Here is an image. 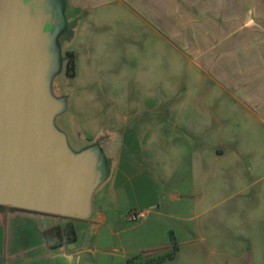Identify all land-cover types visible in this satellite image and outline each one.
I'll use <instances>...</instances> for the list:
<instances>
[{
  "label": "rangeland",
  "instance_id": "1",
  "mask_svg": "<svg viewBox=\"0 0 264 264\" xmlns=\"http://www.w3.org/2000/svg\"><path fill=\"white\" fill-rule=\"evenodd\" d=\"M124 2L107 0L89 8L96 21L77 45L84 63L74 62L73 76L66 72L65 35L56 44L59 58L48 66L53 84L71 94L56 118L71 146L89 144L71 132L74 124L89 139L97 131L115 130L118 174L133 176L138 188L112 190L111 178L94 193L93 216L110 197L117 220L131 226L144 218L129 215L152 202L147 219L166 224L181 247L171 264H256L250 244L255 222L245 212V192L233 195L225 187L234 157L227 87H216L214 69L199 68L187 53L142 52L134 35L141 29L134 25L138 16ZM79 222L72 219L74 227ZM170 250H144L132 262L142 264Z\"/></svg>",
  "mask_w": 264,
  "mask_h": 264
},
{
  "label": "crops",
  "instance_id": "2",
  "mask_svg": "<svg viewBox=\"0 0 264 264\" xmlns=\"http://www.w3.org/2000/svg\"><path fill=\"white\" fill-rule=\"evenodd\" d=\"M106 1L65 0L71 20L60 37L67 36L68 51L74 52L76 66L84 63V54L79 53L77 45L90 22L96 21L88 10ZM123 1L138 16L134 25L141 29L134 35L142 52L187 53L199 68L214 69L216 87H227V116L234 134L229 142L234 157L230 159L225 187L233 195L245 192V212L255 222L251 227V236L256 235L250 242L251 252L256 264H264V0ZM122 9L128 10L125 4ZM52 90L54 95L64 96L67 106L71 94L56 83ZM71 132L89 144L97 143L108 165V174L94 190L92 200L111 178L112 190L127 186L136 192L133 176L118 174L120 162L114 152L119 137L115 130L97 131L90 139L82 136L76 124ZM220 173L215 174L216 181ZM92 200L90 217L79 219V226L74 227L76 239L62 245H54V237L45 235V230L61 221L58 216L4 210L0 213V264H128L144 250L170 247L166 224L147 219V214L141 222L127 226L117 220L119 215L110 197L103 199L93 216ZM153 206L149 202L140 207L149 213ZM180 252L181 247L172 258L154 264H171Z\"/></svg>",
  "mask_w": 264,
  "mask_h": 264
},
{
  "label": "water",
  "instance_id": "3",
  "mask_svg": "<svg viewBox=\"0 0 264 264\" xmlns=\"http://www.w3.org/2000/svg\"><path fill=\"white\" fill-rule=\"evenodd\" d=\"M62 20L58 0H0V205L87 219L109 169L97 143L75 149L56 123Z\"/></svg>",
  "mask_w": 264,
  "mask_h": 264
},
{
  "label": "trees",
  "instance_id": "4",
  "mask_svg": "<svg viewBox=\"0 0 264 264\" xmlns=\"http://www.w3.org/2000/svg\"><path fill=\"white\" fill-rule=\"evenodd\" d=\"M66 57H67L66 72L68 75H73L74 74V62H75L74 52L67 51ZM6 209L14 210V209H20V208L0 205V213L1 214ZM24 210H26V209H24ZM29 211H31V210H29ZM46 214H48V213H46ZM55 216H57V215H55ZM58 217L60 218L61 221L58 224H56V225L48 228L47 230H45V235L54 237V239H55L53 242L54 245H62V244L73 242L76 239V233H75L74 226L72 224V218H66V217H60V216H58ZM170 234H171V236H170L171 237V243H170L171 250L166 251L164 253H159V254L157 253L156 257L150 258L149 260L143 262L142 264H154V263H157L159 261L172 258L175 255L176 251L179 248V245L175 241V238L171 232H170ZM139 255H141V254H138V255L134 256L133 258H136ZM128 264H135L132 262V258H130L128 260Z\"/></svg>",
  "mask_w": 264,
  "mask_h": 264
},
{
  "label": "flooded vegetation",
  "instance_id": "5",
  "mask_svg": "<svg viewBox=\"0 0 264 264\" xmlns=\"http://www.w3.org/2000/svg\"><path fill=\"white\" fill-rule=\"evenodd\" d=\"M59 1V8L62 12V15H63V23L65 25L64 29L68 27V23H67V15H68V11H67V5H66V2L65 0H58Z\"/></svg>",
  "mask_w": 264,
  "mask_h": 264
},
{
  "label": "built area",
  "instance_id": "6",
  "mask_svg": "<svg viewBox=\"0 0 264 264\" xmlns=\"http://www.w3.org/2000/svg\"><path fill=\"white\" fill-rule=\"evenodd\" d=\"M146 217V211L140 210L137 212H133L129 215V219L131 220H140Z\"/></svg>",
  "mask_w": 264,
  "mask_h": 264
}]
</instances>
